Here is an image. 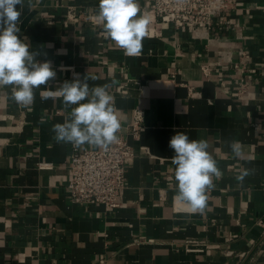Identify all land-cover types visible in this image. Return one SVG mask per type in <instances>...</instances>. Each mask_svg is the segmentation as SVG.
I'll use <instances>...</instances> for the list:
<instances>
[{
    "label": "crops",
    "instance_id": "0c3cea01",
    "mask_svg": "<svg viewBox=\"0 0 264 264\" xmlns=\"http://www.w3.org/2000/svg\"><path fill=\"white\" fill-rule=\"evenodd\" d=\"M233 1L211 32L197 36L189 27L156 26L153 0H139L154 35L144 37L139 56H126L95 20L99 0H25L17 35L56 77L27 107L0 88V264H264V0ZM241 51L249 55L244 76L234 69ZM77 76L90 88L110 85L122 131L134 110L144 112L117 209L71 203L72 145L57 143L52 131L70 109L40 93ZM243 78L248 90L240 93ZM177 132L206 140L223 173L204 215L175 199L169 141ZM233 140L242 143V159L233 158ZM242 168L253 173L240 184ZM190 239L204 241V252H188Z\"/></svg>",
    "mask_w": 264,
    "mask_h": 264
},
{
    "label": "clouds",
    "instance_id": "9594fccd",
    "mask_svg": "<svg viewBox=\"0 0 264 264\" xmlns=\"http://www.w3.org/2000/svg\"><path fill=\"white\" fill-rule=\"evenodd\" d=\"M25 0H0V88L10 89L11 100L20 106L34 103L35 91L56 77L50 61L37 59L40 53L31 50L29 43L18 37L20 17ZM19 5V10H17ZM95 20L102 25L103 35L124 51L126 56H139L142 41L147 35L149 19L141 13L139 0H99ZM110 85L89 87L84 80L65 81L56 91L51 87L41 91L42 100L62 97L64 109H70L63 123L52 131L57 143L71 144L79 149L84 146L107 151L118 142L121 123L116 115ZM86 101V102H85ZM175 155V199L186 205L190 214H206L209 193L215 180L223 173L217 160L209 152L204 139H190L184 132H177L169 141ZM233 158H243V146L238 140L229 143ZM253 173L242 168L236 176L238 183Z\"/></svg>",
    "mask_w": 264,
    "mask_h": 264
},
{
    "label": "built area",
    "instance_id": "2783aa9c",
    "mask_svg": "<svg viewBox=\"0 0 264 264\" xmlns=\"http://www.w3.org/2000/svg\"><path fill=\"white\" fill-rule=\"evenodd\" d=\"M234 6L233 0H153L151 13L154 16V24L161 26L172 24L177 28L189 27L197 36L211 32L216 20ZM68 18L76 20V8L68 7ZM147 26V36H153ZM240 62L234 64V69L242 76L247 73L245 59L249 55L241 51ZM222 58L224 56L220 54ZM210 69L203 68L205 77L210 76ZM173 74V78H175ZM223 86H226L223 83ZM238 90L245 93L248 90L246 80L241 79ZM121 88H118L120 92ZM144 112L136 109L133 112L131 123L126 131L121 128L117 133L118 142L109 147L107 151L101 149H88L72 146L70 156V181L68 191L71 203L89 207L103 206L108 210L120 207L122 192L127 183V171L131 162L136 158V149L130 140L141 141L144 130ZM146 150L145 147H141ZM40 170H51L52 164L39 163ZM204 241L190 239L185 242L188 252H204L201 248Z\"/></svg>",
    "mask_w": 264,
    "mask_h": 264
}]
</instances>
